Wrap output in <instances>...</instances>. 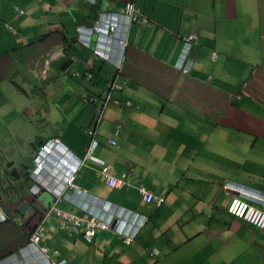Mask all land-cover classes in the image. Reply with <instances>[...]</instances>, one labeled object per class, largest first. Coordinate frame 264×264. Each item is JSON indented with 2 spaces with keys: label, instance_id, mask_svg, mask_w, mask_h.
Segmentation results:
<instances>
[{
  "label": "crops",
  "instance_id": "crops-1",
  "mask_svg": "<svg viewBox=\"0 0 264 264\" xmlns=\"http://www.w3.org/2000/svg\"><path fill=\"white\" fill-rule=\"evenodd\" d=\"M127 4L116 41L84 29ZM91 131L103 163L76 167L83 198L34 193L39 146L81 160ZM234 197L264 210V0H0V264H46L18 251L39 225L62 264H264V228L228 214ZM83 199L148 219L130 241L87 240L68 220L89 217Z\"/></svg>",
  "mask_w": 264,
  "mask_h": 264
},
{
  "label": "built area",
  "instance_id": "built-area-1",
  "mask_svg": "<svg viewBox=\"0 0 264 264\" xmlns=\"http://www.w3.org/2000/svg\"><path fill=\"white\" fill-rule=\"evenodd\" d=\"M14 9H16V6H14ZM135 18H136V15L134 13L132 5L127 4V6H125L124 12H122L121 14H114V13L113 14H110V13L103 14L100 20L94 21L92 23L90 27V31L96 30L98 31V34H100L103 28L102 25H104L106 27L105 34H108L109 37H112L117 32L116 31L117 25L128 23L131 20H134ZM194 39H195V35L193 33H188L184 37L185 46L189 47L191 41ZM120 40L121 39H117L119 45H120ZM122 43H123V40H121V44ZM184 52L186 53V51ZM183 56L184 55L181 54L182 61L180 62H182L183 64L182 71L187 72L190 67V59H187L186 57L184 58ZM93 134L94 132L92 131L89 132V135L91 136H90L89 147L86 150L85 159H92L93 161H96L98 163H103L102 160H100L99 158L93 155V150L98 144V140L93 136ZM58 142H59L58 138H52L49 141V144L58 143ZM108 142L110 144H115L114 139H109ZM47 145H48V142L40 146L38 152L36 153L34 157L33 167L37 171H42L46 168H52V164L49 161V155L47 154V152L49 151V149L47 148ZM102 170L106 175V181L108 182L109 185L116 186V187L124 186L123 180L117 179L114 176H110L108 174L107 166H105ZM72 179H74V173H71V175L69 176V179L67 180V185L70 188L75 189L76 192L79 193L80 189L74 186ZM141 195H143V199L147 202H150L154 198L153 196H151L150 193H147L146 191L144 192L143 190H141ZM154 199H156V203L158 205L161 204V202L163 201V198H154ZM82 208L83 210H86L85 207L82 206ZM229 210L234 215L244 219L245 221H247L248 223L256 227H259V228L264 227V211L256 207H252L249 204H246L245 200L240 197H234L232 199L229 205ZM86 211L89 214V217H84L81 215L69 216L68 220L73 221L74 225H76L81 230L82 234L87 240H90L95 235L97 228H100L103 230L108 229L109 225L114 220V216H110V218L104 219L100 211H97L96 213H94L92 209L86 210ZM118 217L121 218L120 215ZM43 231L44 230L41 225L34 228L30 236V243L31 244L37 243L40 239V236L43 235ZM21 264H26V263L22 262ZM56 264H62V262H58Z\"/></svg>",
  "mask_w": 264,
  "mask_h": 264
},
{
  "label": "clouds",
  "instance_id": "clouds-1",
  "mask_svg": "<svg viewBox=\"0 0 264 264\" xmlns=\"http://www.w3.org/2000/svg\"><path fill=\"white\" fill-rule=\"evenodd\" d=\"M114 14H119V13H114ZM93 22L94 21H92L90 24L92 25ZM91 25L85 27L84 29L88 32V34H91V35L98 34V31H96V30L90 31ZM102 27L103 28H102L100 33H101V35H104L106 32V27L104 25H102ZM192 33L194 34L195 32H192ZM113 37H114V41H116L115 35H113ZM184 37H183L182 55H184L183 56L184 58L186 57L187 59H190V63H191V57L189 56V54H190L189 49H190L191 45L195 42L196 35H195V39L191 41L189 47L185 46ZM108 38L110 39L112 37H108ZM184 51H186V55H185ZM180 61H182L181 57L179 58V62ZM112 63L116 64V62H112ZM180 63L182 64V62H180ZM189 69H190V67H189ZM51 139L52 138H50L49 140H47L43 144L48 142L47 148L49 149V151L47 152V154L49 155V161L52 164V168H46L42 171H37L33 167V170L37 171V172H35L32 175V190L34 193H39L42 189L45 190L44 188L47 187V188H49L52 195H57L58 193L66 195V190L71 189L67 185V180L69 179V176L71 175V173H74V176H75V169L85 159L86 154L84 155V157L81 160L80 159H74L63 148L60 147V142L49 144V141ZM89 142H90V140H89ZM43 144H41L40 146H42ZM40 146H39V148H40ZM39 148H38V150H39ZM38 150H37V152H38ZM33 160H34V158H33ZM32 165H33V161H32ZM72 182L74 184L73 179H72ZM79 194L85 195V191L80 190V192L78 193V196H79ZM140 195H141V191H140ZM80 198H83V197H80ZM232 199L230 200V202L227 205V212H228V214H230L231 216H233L235 218L242 219V218L234 215L232 212H230L229 205H230ZM245 202H247V201L245 200ZM80 203H82V206L85 207L86 210L92 209L94 211V213H96L97 211H100V213L104 219H108V218H110V216H114V220L109 225V228L104 229V230H113L114 233L121 236L124 240H128V241H130L134 236H136V234L142 229V227L145 225V223L148 219L146 215L141 214L139 212L127 211V210H123L121 208L113 209L109 205H103L105 207H108L106 209H103L102 207L92 205L91 203H89L88 201H86L84 199H83V202H79V204ZM247 204H249L252 207H256V208L264 211L263 209L259 208L258 206H255L249 202H247ZM86 210H83V211H85L87 213ZM119 215L121 216V218L118 217ZM0 219L6 220V218L2 217V216L0 217ZM242 220H244V219H242ZM257 228H259V227H257ZM97 229H100V228H97ZM101 230H103V229H101ZM27 243L28 244H26L24 247H21L18 250L19 254H21L22 250L26 249V248L28 250H30L31 252H33V250H36L40 255L44 254V257H42V258L45 260L46 264L58 263V262H52L45 255V253L42 251L40 246L37 245V243L31 244L30 240ZM16 253H13L14 255L10 254L7 257L16 256L17 255ZM151 253H152V251H151ZM22 262L26 263V264H30V263H27V260L20 258L19 264H21Z\"/></svg>",
  "mask_w": 264,
  "mask_h": 264
},
{
  "label": "rangeland",
  "instance_id": "rangeland-1",
  "mask_svg": "<svg viewBox=\"0 0 264 264\" xmlns=\"http://www.w3.org/2000/svg\"><path fill=\"white\" fill-rule=\"evenodd\" d=\"M188 33H192V32H188ZM246 204H247V202H246Z\"/></svg>",
  "mask_w": 264,
  "mask_h": 264
}]
</instances>
